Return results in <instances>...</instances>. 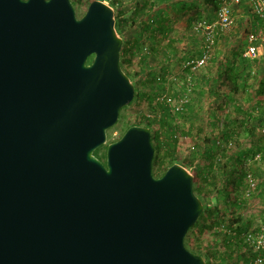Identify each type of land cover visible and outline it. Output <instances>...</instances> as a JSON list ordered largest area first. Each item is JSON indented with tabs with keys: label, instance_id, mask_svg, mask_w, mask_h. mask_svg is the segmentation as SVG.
<instances>
[{
	"label": "water",
	"instance_id": "95a60500",
	"mask_svg": "<svg viewBox=\"0 0 264 264\" xmlns=\"http://www.w3.org/2000/svg\"><path fill=\"white\" fill-rule=\"evenodd\" d=\"M122 47L101 0L80 18L71 0H0V264H207L185 244L194 176L155 177L149 127L94 155L135 98Z\"/></svg>",
	"mask_w": 264,
	"mask_h": 264
},
{
	"label": "crops",
	"instance_id": "0c3cea01",
	"mask_svg": "<svg viewBox=\"0 0 264 264\" xmlns=\"http://www.w3.org/2000/svg\"><path fill=\"white\" fill-rule=\"evenodd\" d=\"M237 1L232 5L236 30L230 35L218 33L209 62L194 76L191 93L185 86V74L189 73L185 63L201 56L205 29L199 26L214 24L216 8L209 0H155L154 4L150 0L144 26L146 30L161 24L179 29L177 49L170 53L165 48L163 53L165 61L171 56L177 62L174 73L178 76L174 78L178 81L173 79L169 97L176 100L188 96L184 110L175 117L179 132L174 143L177 163L192 173L197 185L216 188V194L206 195L208 199L221 198L220 202L231 204L238 212L244 207L246 171L255 172L259 180L252 200L264 201V160L258 159L264 154V36H260L264 34V18L254 12L252 0H243L244 4ZM146 5L142 1L139 7ZM188 27L191 30L186 35ZM251 33L256 34V58L246 55L250 37L254 36ZM164 63H159L153 73L149 60L143 70L153 79L160 74L164 81V77L171 80L170 65ZM161 106L167 114L166 107ZM166 119L170 126L169 114ZM220 189L224 191L220 193ZM247 221L242 218L241 226H247Z\"/></svg>",
	"mask_w": 264,
	"mask_h": 264
},
{
	"label": "rangeland",
	"instance_id": "374dc122",
	"mask_svg": "<svg viewBox=\"0 0 264 264\" xmlns=\"http://www.w3.org/2000/svg\"><path fill=\"white\" fill-rule=\"evenodd\" d=\"M75 4L76 8V14L77 17L80 18L83 16V14L86 12L89 4L92 2V0H71ZM106 1L112 5L110 0H101ZM142 1H145L147 3L146 7H139L140 3ZM150 0H115V4L113 6V9L117 12L120 20V27L118 29L119 35L123 39V47L121 51V55H123L124 60V67L123 70L125 73L130 74V79L133 82L135 86V91L137 90L139 93H141V97H138L133 104L127 106L126 108L122 109L120 112L119 120L117 121L116 125L108 130L107 132V144L103 146V151H106V147L109 143H112L114 141H117L121 138V136L124 134V132L127 130L128 127L132 125H143L147 124L148 117L147 115L156 110L157 108H160L161 106L158 105L157 99L162 94H167L168 96H172V82L173 77L178 76V74L174 73L175 68V61L173 58L169 55V60H164V52L165 48L170 52L172 49L174 50L176 47L175 41L177 38V35L179 34V29L174 27H167L164 24L159 25L158 27L153 26L154 28H151V30H146L144 23H145V17L147 14V9L149 6ZM218 3H222L223 1H226L227 4L230 5L232 10L233 4H237L238 1L236 0H216ZM251 1V0H249ZM155 0H153L152 4H154ZM242 4L246 3V1H241ZM146 9V10H145ZM215 12V10H214ZM234 15V14H233ZM216 14H214V17ZM217 23V17L216 21L214 22L213 26L216 27ZM236 22L233 19L232 22V29L230 32H228L226 35L232 34L236 30L234 27V24ZM147 25V24H146ZM199 28H203V26H199ZM235 28V30H234ZM156 29V30H155ZM186 35H189L191 27L185 28ZM194 30V29H193ZM150 32V33H149ZM264 32V31H263ZM220 34V33H219ZM252 34V33H251ZM151 35V36H149ZM256 37V34H252ZM260 36H264V34H260ZM145 37L150 40V54L146 55L143 52L141 39ZM170 49V50H169ZM177 49V48H176ZM123 53V54H122ZM171 53V52H170ZM172 55V54H171ZM151 60L152 63V72L155 73L156 69L158 68V64L161 62H167L164 63L165 65H170V68L168 70L170 71V78L165 79L164 82L169 83L170 85H164V84H157L156 80L153 79L151 76L144 75L145 70H143L147 63ZM91 61L89 60V63ZM156 68V69H155ZM143 70V71H142ZM161 70H157V73ZM161 73V72H160ZM162 74V73H161ZM169 88L168 90H163L162 88ZM147 90H146V89ZM136 95V94H135ZM167 120V119H166ZM168 121V120H167ZM169 123H159V126L157 127L156 132L161 131L163 136H170L169 134ZM153 174L155 177H158L159 175L157 172L153 169ZM198 193L201 194L202 197L205 199V191L209 190L208 195L216 194V188H208V187H201L197 185ZM222 190V189H220ZM253 198V196H252ZM245 199L244 200V207L242 209H239V211H235L233 206L231 204H228L226 202H219L218 208L215 209V201L211 199H205L207 204L210 206L212 213L208 212L202 220H200L199 224L195 226L192 230H189L186 238H185V244L186 247L189 248H198L207 250L210 247H213L214 250L225 253L228 251V245L225 242V236L220 230L221 224L225 223L231 230H237L238 224H235L232 222V220L236 218H240L242 220H248V232L253 233H261L262 228H264V201L261 200H252ZM219 215H217V213ZM218 216H225V219L219 218ZM229 218V219H226ZM228 220V222L226 221ZM232 234V232H231ZM245 243V242H244ZM246 245V244H245ZM249 249L252 250V247H246L245 252L247 255L245 258L241 259L240 261L236 260V254L234 253V263L232 264H251V261L253 258H251V254ZM229 252V251H228ZM242 251V253H245ZM245 253V254H246ZM249 261V263L247 262ZM215 264H220V259H216Z\"/></svg>",
	"mask_w": 264,
	"mask_h": 264
},
{
	"label": "built area",
	"instance_id": "2783aa9c",
	"mask_svg": "<svg viewBox=\"0 0 264 264\" xmlns=\"http://www.w3.org/2000/svg\"><path fill=\"white\" fill-rule=\"evenodd\" d=\"M112 1V0H110ZM105 2L107 5L111 6L110 3ZM252 8L254 12L264 18V0H252ZM216 17L217 23L215 24L217 28H214L213 25L206 26V24H202L205 32L203 34V49L202 54L200 57L192 59L185 63V68L189 69V73L185 74V86L187 92L191 93L194 89V79L196 72L199 69L204 68L209 59L212 56V52L215 46V41L217 38L218 33H228L232 29V22H233V12L229 4L226 1L220 3L218 9L216 10ZM255 36L250 37L251 45L247 48L246 55L250 58H256L258 55V47L254 45ZM143 52L148 55L150 54V45L147 38L143 37L141 39ZM143 71V70H142ZM144 75L148 74L145 72ZM175 81H178V78H174ZM156 82L158 84L164 83V80L160 74H157ZM157 101L159 102L158 105H163L166 107L167 113L171 117V125L168 127L170 137L174 140L179 139V132L177 130L178 122L176 121L175 117L178 115L179 112L184 110L186 103L188 102V96L184 95L183 97H177L176 100L170 98L167 94H162ZM165 110V111H166ZM163 110L162 108H157L153 112L147 115L148 120L153 122V127L151 129L152 133L157 130L159 123L163 119ZM162 137V135H161ZM260 160H264V154H261L258 157ZM245 183L246 187L244 189V198L250 199L252 198L253 194L256 192L259 184V180L257 174L253 173L252 171H247L245 176ZM220 230L229 236L235 235L225 224L220 226ZM232 232V234H231ZM244 241L249 245V247L253 249V253L256 256L251 261V264H264V228H262L261 233H253L248 232L243 236Z\"/></svg>",
	"mask_w": 264,
	"mask_h": 264
},
{
	"label": "trees",
	"instance_id": "16d2710c",
	"mask_svg": "<svg viewBox=\"0 0 264 264\" xmlns=\"http://www.w3.org/2000/svg\"><path fill=\"white\" fill-rule=\"evenodd\" d=\"M209 1L212 3L213 7L216 8V10H217L219 5H220V3L218 4V2L216 0H209ZM111 3H112L111 7L113 8V6L115 4V0H112ZM115 20H116V29H117V32H118V29L120 27V20H119V16H118L116 11H115ZM89 60L91 61L92 58L89 59ZM121 65H122V68H123L124 67L123 55H121ZM126 74L130 77V74H128V73H126ZM135 93H136V95H135V98H134L133 102L138 97H141V95H142L137 90L135 91ZM133 102L131 104H133ZM166 112H167V110H166ZM166 118H168V113L165 114V115L163 114V119L161 120V122L165 123ZM152 125H153V122L150 121V120L147 122V124H144V126H147V127L151 128V129L153 127ZM175 141L176 140H174L170 136L169 137L168 136L161 137L159 132H156V131L153 132L152 142H153L154 148H155V155H154V159H153V169L157 172V174L159 176H161L170 166H172L173 164L177 163V160L175 159V156H174V143H175ZM94 155L98 159L103 161L104 163L106 162V151H103V147L97 149L95 151ZM249 171H251V170H249ZM246 173H247V171H246ZM246 173H245V176H246ZM253 173H255V172H253ZM245 187H246V184H245ZM194 189H195V193L197 194V196L203 202L204 210H203V213L200 216L198 222L194 226H192L189 230H192L195 226H197L199 224L200 220H202L204 218V216L208 212L212 213V210H211L210 206L207 204V202L205 200V199H207L206 195H207V193L209 194V192H208L209 190L208 191L204 190L206 192L204 194L205 195V199H204V197H202L201 194H199L197 192L199 188L197 187L196 180H194ZM223 191L224 190H219L220 193H222ZM243 193H244V190H243ZM220 199L221 198H218L217 200H215V203H214L215 204V209L218 208V203L221 201ZM219 213L220 212H218L217 215H219ZM218 217L220 218L221 216H218ZM224 217L225 216H222L221 218L225 219ZM226 219H229V218H226ZM226 221L228 222V220H226ZM232 222L235 223V224H238L237 230H231L225 223H223V224H225L227 226V228H229L232 232H234L235 235L229 236L227 234H224L221 231L224 234V236H225V242L228 245V251L229 252L227 251L225 253H220V252L214 250L213 247H210L207 250L200 249V247L195 248V249L194 248H189V250L192 251L195 254L203 256V258L205 259L207 264H215L216 259H220V264H232V263H234V260H235L234 259V253L236 254V256H235L236 260H238V261H240L241 259L245 258V256L248 253V252L247 253L245 252V249H246V247H249V245L244 241L243 236H244V233L247 231L248 226L242 227L240 218H236V219L232 220ZM242 251H244L246 254L242 253ZM249 251H250L249 254H251L250 257L254 258L256 256V254H254L251 249H249ZM247 262L249 263L248 260H247Z\"/></svg>",
	"mask_w": 264,
	"mask_h": 264
},
{
	"label": "flooded vegetation",
	"instance_id": "af4514ba",
	"mask_svg": "<svg viewBox=\"0 0 264 264\" xmlns=\"http://www.w3.org/2000/svg\"><path fill=\"white\" fill-rule=\"evenodd\" d=\"M73 3V2H72ZM74 4V3H73ZM74 6H75V4H74ZM76 9V8H75ZM77 15V14H76Z\"/></svg>",
	"mask_w": 264,
	"mask_h": 264
},
{
	"label": "clouds",
	"instance_id": "9594fccd",
	"mask_svg": "<svg viewBox=\"0 0 264 264\" xmlns=\"http://www.w3.org/2000/svg\"><path fill=\"white\" fill-rule=\"evenodd\" d=\"M232 9V8H231ZM143 126V125H142ZM152 135H153V133H152Z\"/></svg>",
	"mask_w": 264,
	"mask_h": 264
}]
</instances>
